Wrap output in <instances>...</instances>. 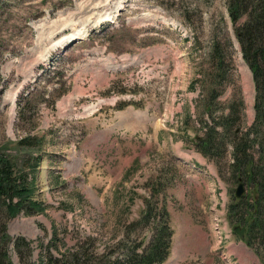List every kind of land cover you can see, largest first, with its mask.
Returning a JSON list of instances; mask_svg holds the SVG:
<instances>
[{
  "label": "rangeland",
  "instance_id": "1",
  "mask_svg": "<svg viewBox=\"0 0 264 264\" xmlns=\"http://www.w3.org/2000/svg\"><path fill=\"white\" fill-rule=\"evenodd\" d=\"M219 62L218 101L241 96L244 133L255 92L227 0H0V155L41 207L7 220L11 240L30 242L22 259L8 243L10 263L61 259L87 238L88 264L123 258L153 236L154 213L142 220L150 197L172 230L162 264H264L227 217L238 185L224 174L230 148L208 161L180 129L188 111L197 135Z\"/></svg>",
  "mask_w": 264,
  "mask_h": 264
},
{
  "label": "trees",
  "instance_id": "2",
  "mask_svg": "<svg viewBox=\"0 0 264 264\" xmlns=\"http://www.w3.org/2000/svg\"><path fill=\"white\" fill-rule=\"evenodd\" d=\"M227 12L242 59L252 75L255 92L253 123L246 132H240L244 109L241 96L232 94L225 103L218 101L220 92L217 89L225 75L222 62H219L215 63L213 82L202 97L204 105L197 115L199 127L193 121L197 135L191 138L185 130L192 123L188 111L182 118L180 129L186 133L185 141L194 145L195 151L208 161L218 164V159L222 160L230 148L231 162L224 174L235 183L246 184L250 193L229 204L227 217L231 225H239L244 230L243 240L247 247L253 248L258 244L264 249V0H227ZM212 51L217 54L214 58L223 60L218 44L213 45ZM198 104L199 101L197 107ZM37 164L38 161L34 166ZM216 169L222 177L223 171L217 166ZM28 185L26 175L17 173L12 160L0 155V264H11L7 254L9 242L13 241V248L20 259L23 247L30 251L29 241L24 237L11 240L7 232L9 218L21 212L32 214L41 211L40 203L30 199ZM160 186L157 184V188H152V196ZM152 204L150 197L144 199L146 210L142 220H148L153 213L156 219L150 241L146 245L128 248L123 258H114L108 264H162L166 261L172 237L169 215L165 206L157 204L158 208L153 209ZM90 241L89 238L84 239L73 252L61 259L48 256L40 260V264H88L82 249ZM256 253L261 258L263 252ZM29 255L27 253L24 259Z\"/></svg>",
  "mask_w": 264,
  "mask_h": 264
},
{
  "label": "water",
  "instance_id": "3",
  "mask_svg": "<svg viewBox=\"0 0 264 264\" xmlns=\"http://www.w3.org/2000/svg\"><path fill=\"white\" fill-rule=\"evenodd\" d=\"M244 194L243 185L242 183L238 184L237 189L235 190V197L241 198ZM236 232L239 234V236L242 238L243 236V230L237 229Z\"/></svg>",
  "mask_w": 264,
  "mask_h": 264
},
{
  "label": "crops",
  "instance_id": "4",
  "mask_svg": "<svg viewBox=\"0 0 264 264\" xmlns=\"http://www.w3.org/2000/svg\"><path fill=\"white\" fill-rule=\"evenodd\" d=\"M207 173H208L207 171H204L203 173H199V175H202L203 177H205V174H207ZM209 178H210L211 182H208V185L211 186L213 182L215 183V180H217V178L215 177V175H214V177H212V178L209 177ZM196 179H199V177H196Z\"/></svg>",
  "mask_w": 264,
  "mask_h": 264
}]
</instances>
